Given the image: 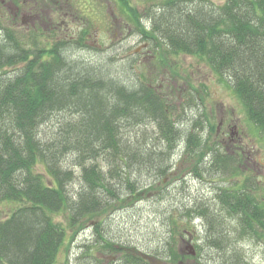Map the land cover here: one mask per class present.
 Instances as JSON below:
<instances>
[{
	"label": "trees",
	"instance_id": "16d2710c",
	"mask_svg": "<svg viewBox=\"0 0 264 264\" xmlns=\"http://www.w3.org/2000/svg\"><path fill=\"white\" fill-rule=\"evenodd\" d=\"M41 1L28 4L30 10ZM117 2L151 55L159 53L155 66L165 68L168 54L200 57L231 84L247 119L264 137V0H146L142 11L128 0ZM59 4L63 9L73 5L72 0H54L52 7L58 11ZM11 7L9 0H0V264H54L66 237L54 213L67 208L74 227L111 204H131L127 198L141 190L136 173L164 175L180 150L199 155L196 174L208 172L209 151L213 172L230 170L231 158L220 152L221 146L205 145L197 133L202 125L195 114H175L178 105L191 111L198 104L191 101L195 88L181 94L169 93L172 87L165 91L161 78H173L167 69H158L155 83L150 75L129 80L85 63L74 52L87 46L83 37L44 42L31 28L23 33L6 20ZM145 19L146 24L141 22ZM130 57L137 61L138 54ZM51 122L55 125L44 130ZM69 159L80 166L81 187L73 198L66 191L75 178L65 166ZM249 183L216 186L213 204H181L176 217L166 218L167 240L158 252L103 236L95 225L93 243L85 244L78 257L90 256L89 264H101L105 259L88 251L99 246L102 255L113 258L108 264H181L193 257L174 246L177 235L187 234L179 223L188 219H202L206 227L204 236H197L204 243L194 245L197 253L204 248L230 251V233L233 240L264 245V203L244 190ZM216 264L248 262L229 255Z\"/></svg>",
	"mask_w": 264,
	"mask_h": 264
},
{
	"label": "rangeland",
	"instance_id": "374dc122",
	"mask_svg": "<svg viewBox=\"0 0 264 264\" xmlns=\"http://www.w3.org/2000/svg\"><path fill=\"white\" fill-rule=\"evenodd\" d=\"M9 1L12 7L6 20L12 19V24H10L12 26L14 24L13 27L20 32H30L31 28V33L40 35V39L44 42L45 39L51 42L54 38L58 39L59 37L69 40L71 38L79 40L80 37H83L87 46H77L74 52L75 57L85 63L107 67L109 73L129 80L137 79L138 74L143 73L146 77L148 75L150 78L153 77L152 80L155 83L159 81L158 71L167 69L173 78L170 77L171 80L169 81L159 77L163 81L165 91L170 87L173 89L175 85L177 87L181 85V88L186 92L190 90L191 86L195 88V92L192 91L194 97L191 101L195 103L194 100L196 99L198 104L194 105L191 111L183 110L178 105L175 114L178 117L185 115L186 112L195 114L194 118L200 121L202 125L197 133L205 137V145L212 148L221 146L219 149L223 154L226 153L224 145L229 146V148L232 145L241 146L244 151L249 150L251 155L264 167V137L256 126L247 119L241 101L233 91L231 84L220 79V76L209 67L207 62L196 55L168 54L165 57L167 59L166 67L162 70L159 69L153 64L159 53L152 56L151 53L146 52L148 47L144 44L146 41L142 40L139 34H135L133 29L135 27L127 19L126 12H123V7L119 5L117 0H72L71 8L63 9L59 4L58 11L52 7L54 0H42L37 10H30L28 6L33 0L31 2L18 0L17 3L14 0ZM128 1L132 7L139 11L143 10L146 3V0ZM211 1L217 4L223 0ZM22 2L27 5L22 7ZM141 22L146 24L147 19ZM134 53L138 54V59L131 62L132 57L130 55ZM128 59L130 60L129 65ZM138 60L140 61L138 62ZM128 70L129 74H127ZM172 89L168 90L169 93L174 92L175 94L176 91ZM186 102L184 100V106L187 105ZM229 124L236 125L237 134L234 131L232 133L227 131ZM53 125L55 122L46 123L43 125V129L49 131ZM230 134L234 140L227 139ZM226 149L228 151V147ZM203 151H206L205 147ZM211 153L213 151H209L208 155L204 156L206 158L204 165L213 169L214 164L210 165L209 162L212 158ZM247 153L245 151L244 156H242L243 159L247 157ZM226 154L229 155V153ZM198 158L199 155H190L183 149L172 155L171 168L164 175L150 177L148 173H136L141 190L127 198L128 203L131 204L124 203V206H121L120 202L111 204L100 213L87 215L77 226H70L67 208H62V210L54 213V220L63 224L66 229L65 240L61 244L54 264L91 263L92 261H89L90 256L79 258L78 255L86 250L85 244L93 243L95 225H97L98 230L104 233L103 236H111L118 242L127 241L142 251L158 252L167 240L168 219L166 218L168 215L176 217L181 204L192 206L194 201L202 202V204L207 201L213 204L216 186L237 188L242 183L239 178L247 177V174L241 176V174H236L231 170L225 173L218 169L215 172L213 170L202 172L200 175L196 174ZM243 165L244 163L241 162V166ZM65 166L71 168L75 173V178L66 186L67 194L73 198L81 187L80 166H77L72 159L67 160ZM41 168L38 166V170ZM107 169L108 166L104 162L102 170L106 171ZM260 171L258 168L255 169L254 176L259 174L263 178L261 184H257L256 191L257 196L263 198L264 203V177L262 176L264 170ZM42 173L44 180L50 183L49 176L44 171ZM240 180L242 179L240 178ZM256 191L254 190L255 194ZM201 221L202 219L194 221L188 219L186 222L184 221L185 223L183 222L184 224L179 223L184 229H187V234L177 235L174 246L176 249H183L186 255L191 252L192 248L194 250L193 257L183 258L181 264H216L221 259H227L229 255L233 259L243 256L248 264H264V245H257L252 240L243 238L233 240V233L229 234V242H232L230 251L224 253L223 250L204 248L200 253H197L194 245L198 243L204 245L202 238L199 239L197 236L203 237L206 231V227ZM88 251L93 256L105 259L101 264H108L106 262L113 259L109 258L106 253L102 255L103 249L99 246L88 248ZM157 264L164 263L158 261Z\"/></svg>",
	"mask_w": 264,
	"mask_h": 264
},
{
	"label": "flooded vegetation",
	"instance_id": "af4514ba",
	"mask_svg": "<svg viewBox=\"0 0 264 264\" xmlns=\"http://www.w3.org/2000/svg\"><path fill=\"white\" fill-rule=\"evenodd\" d=\"M144 44L148 45V43H146V42H144ZM146 52L150 53L149 47H147V51ZM138 53H140V52H138ZM174 87H176V88H174L173 91H176V93L181 94L183 89L180 87V90L178 91V87L177 86H174ZM227 131H230L231 133H232V131H234L236 134L238 133L237 130H236V125H231V124L228 125V130ZM230 132H228V133H230ZM222 133L224 134V132H222ZM230 136H232V134L228 135L227 139L228 140H234ZM227 147H228V151L226 149ZM224 149H225L226 153H229V155H227L226 153L225 154L229 158H231V163H230L231 172L233 171L236 174H241V176L244 175V174H247V177H244V176L240 177L242 180H240V178H239V181H241L242 183L244 181L247 182V183L250 182L247 185V187L244 188V190L248 191L255 199H257V200L260 199L263 202V198L257 196L258 193L256 191L257 184L258 183L261 184L260 182L263 181V178H261V175H259V174H257V176H254L255 175L254 170L258 168V170L260 169L261 170L260 172H262L264 170V167L260 164V162L257 161V159H255L254 156L251 155V152L249 150L248 151L245 150L248 153L246 154L247 157H245V159H243L242 156H244L245 151H244L243 147H241V146L232 145V147L229 148V146L224 145ZM241 162L244 163L243 166H241ZM207 170L208 171H213L214 169L210 168V169H207ZM262 176L264 177V175H262ZM254 190L256 191V194L254 193Z\"/></svg>",
	"mask_w": 264,
	"mask_h": 264
},
{
	"label": "water",
	"instance_id": "95a60500",
	"mask_svg": "<svg viewBox=\"0 0 264 264\" xmlns=\"http://www.w3.org/2000/svg\"><path fill=\"white\" fill-rule=\"evenodd\" d=\"M192 255L194 254V250H193V248H192V250H191V252H190Z\"/></svg>",
	"mask_w": 264,
	"mask_h": 264
}]
</instances>
